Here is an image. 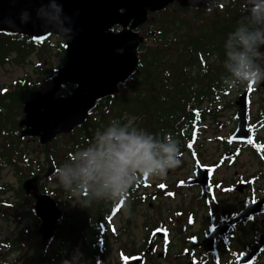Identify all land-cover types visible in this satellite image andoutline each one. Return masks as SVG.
<instances>
[{"label":"flooded vegetation","instance_id":"af4514ba","mask_svg":"<svg viewBox=\"0 0 264 264\" xmlns=\"http://www.w3.org/2000/svg\"><path fill=\"white\" fill-rule=\"evenodd\" d=\"M201 1L205 2V6L193 9L192 6L182 7L174 0L160 13L164 14L166 11L168 14L172 12L173 15H178L181 10H184L188 11L190 15L203 14L212 20L222 16L224 4L230 3L233 7L239 8L244 3L243 0ZM123 11V9H120V12ZM157 16L158 14L155 18ZM193 26L197 27L196 24ZM148 27H151V25H143L138 28V32L145 33ZM119 30H121L119 26L113 27L114 32ZM154 32H157V30L150 31L151 34ZM174 46L179 47L177 44ZM47 73V70H41L40 78L33 77L29 79L42 82V85L37 86L36 90L45 92L51 87L52 76H47ZM75 85L76 83L61 84L59 95L69 96L76 88ZM120 90L121 92L115 96L121 100L133 95L128 92L133 90V86H128L126 83L120 85ZM261 94L263 98L256 111L253 112L254 117H252L250 115L252 114L251 99L254 92L249 93L247 119L251 131L250 139L239 141V139L231 140L230 138L238 124V120L235 118L237 112L235 101L239 93L234 97L235 100L232 106L234 126L226 136H222V133L218 132V128L223 126L218 121L223 111V106L220 105L223 92L217 91L215 96L211 95L209 97L211 105L215 103V107L210 110L206 109L203 114L196 117L203 122L209 121L210 124L205 123L198 127H190L186 130L185 137H182L184 140L182 138L177 139L183 145L181 154L185 156V165L176 170L186 169L184 176L176 177L171 181L160 177L139 176L125 196L116 201H109L113 208H118V211L125 210L128 216L127 222L129 224H121L119 229L115 227V231L106 232L113 240L123 239V242H118L120 245L116 249L118 264H124L125 260L135 258L140 260L133 264H254L256 259L260 257L264 247L249 261L242 259V256L256 245L264 232V205L259 212L249 213V215L235 224L228 225L222 231L215 228L221 221H230L238 216L248 203L264 200V93ZM115 96L101 101L102 103H111L112 98ZM215 100L216 102H214ZM98 111L95 109L92 111L93 114L91 112L92 119H95ZM126 116L124 115L121 118V122L125 123L123 119ZM135 119L140 120L138 117ZM214 119L216 138L207 136ZM132 122V119L129 120L128 126ZM206 140L216 141L221 147L218 150L217 159L210 163L204 162L202 158V155H204L202 148L205 151L204 143ZM94 143L95 139L90 142H65L64 144L68 150H62V154H56L53 159L55 172L57 167L64 162L75 164V161H69L73 154ZM243 154L248 157L247 164L255 167L251 173L233 169V166ZM229 169L232 170L229 172ZM197 171L200 174L199 176L196 175ZM221 171L222 176L218 177ZM172 172L175 173L176 171L169 170L166 175H170ZM191 180H195V182L188 183ZM51 182L55 185L49 187L48 183ZM39 193L48 194L56 201L62 212V216L58 221L59 226L69 224L71 211L77 213L84 207L83 201H78L72 193L59 186L55 173L40 182ZM161 197L165 199L178 198L176 203L168 210L170 213L169 218L161 210L162 206L157 201ZM29 200L31 206H33L35 199L30 196ZM143 205H146L152 211L150 215H145L146 218L150 219L151 224H130L133 212L144 216L141 210ZM137 225L141 229L138 236L136 235L139 230L136 228ZM74 250L78 251V257H80L79 246L74 247ZM31 253L29 248L27 256L29 257ZM70 254L65 251L62 258L68 257Z\"/></svg>","mask_w":264,"mask_h":264},{"label":"trees","instance_id":"16d2710c","mask_svg":"<svg viewBox=\"0 0 264 264\" xmlns=\"http://www.w3.org/2000/svg\"><path fill=\"white\" fill-rule=\"evenodd\" d=\"M241 13L242 9L236 11L227 5L218 19L204 20L205 16L200 15L202 25L197 27L191 25L196 21L194 19L160 17L163 31L153 41L142 44L141 64L133 75L135 84L130 91L133 95L104 109L99 119L83 128L73 139L90 140L100 123L107 125L124 114L140 118L128 126L129 131L133 128L146 130L154 133L158 140L163 139L164 133L176 139L185 137L201 103L217 91L223 94L228 91L221 84V78L228 75L223 66L226 59L223 44L227 34L240 20ZM174 42L179 47H172L176 45ZM41 44L27 37L0 33V70L7 65H25L36 47L41 58L46 51ZM261 50L264 51V47ZM28 90V85L22 80L10 86L0 80V163L9 167L20 182L32 172L43 170V164L36 160L37 149L19 139L15 129L16 117L20 115ZM13 190L14 200L0 197V213L9 209L20 218L32 217L35 220L26 205L24 192L20 187ZM110 208V202L93 200L91 206L84 204L80 212L71 211L69 224L59 226L38 260V224H33L32 228L22 226L11 238L0 233V264H59L63 253L76 246L80 251L79 264H97L101 227H107L102 223L112 214ZM29 248L32 253L28 257ZM8 253L13 254L11 259L5 257Z\"/></svg>","mask_w":264,"mask_h":264},{"label":"water","instance_id":"95a60500","mask_svg":"<svg viewBox=\"0 0 264 264\" xmlns=\"http://www.w3.org/2000/svg\"><path fill=\"white\" fill-rule=\"evenodd\" d=\"M172 1L0 0V20L9 17L18 27L9 29L0 23V32L31 36L33 40L40 41L57 30L73 29L72 39H64L67 60L53 78L52 88L44 94L34 92L24 102L25 115L19 126H25V129L20 132V137H39L48 152V142L56 135L69 133L76 125L85 122L96 100L115 93L117 84L129 77L136 68L138 58L135 49L143 38L133 29L146 20L148 10H161ZM177 1L182 6H193L192 0ZM54 4L63 6L59 13L53 8ZM196 6H204V3L197 1ZM121 8L125 11L120 14ZM23 10H27L28 18L21 24L20 13ZM130 21V29L118 33L111 31L114 24L126 27ZM65 34L70 36L72 33ZM60 38L63 39V36ZM120 49L121 52L118 51ZM65 81L75 82L79 87L70 97H55L59 85ZM236 103L239 123L232 138L248 139L246 95L240 96ZM52 171L51 163L44 177ZM41 177L37 175L26 179L23 189L26 194L32 193L36 198L34 208L41 220V242L44 245L53 236L61 213L49 196L37 194V181Z\"/></svg>","mask_w":264,"mask_h":264},{"label":"clouds","instance_id":"9594fccd","mask_svg":"<svg viewBox=\"0 0 264 264\" xmlns=\"http://www.w3.org/2000/svg\"><path fill=\"white\" fill-rule=\"evenodd\" d=\"M196 4L197 0H192L191 8L198 9ZM62 7L53 5L57 13ZM27 18V10L21 11V24ZM0 23L9 29H18L9 17ZM67 32L72 34L66 35ZM54 34L70 41L73 29L57 30ZM262 47L264 0H245L240 20L223 44L226 57L223 66L228 75L221 78L222 87L231 91L264 82V64L260 63L264 57ZM69 161L76 163L60 164L55 172L56 179L60 187L83 201L85 206H91L93 200L116 201L127 194L139 176L164 178L169 170L182 163L179 142L171 134L164 133L163 139L158 140L154 133L146 130L133 128L129 131L127 123L120 124L116 119L97 133L94 144L76 151ZM64 264H79V257L74 256Z\"/></svg>","mask_w":264,"mask_h":264},{"label":"rangeland","instance_id":"374dc122","mask_svg":"<svg viewBox=\"0 0 264 264\" xmlns=\"http://www.w3.org/2000/svg\"><path fill=\"white\" fill-rule=\"evenodd\" d=\"M239 7H241V5ZM183 19H188V18L183 17ZM58 43H59V39H57L56 37L50 38V41L45 43V46H44L47 51L42 54L41 58H39L37 55L38 52H40L39 48H37V50H35L30 56L31 62H32L30 65L29 64L23 65V66L7 65L3 67L0 70L1 82L9 85L12 83V81L24 76L25 72H28L31 76L36 77L33 73V63H36V62L47 60L49 62V66L47 65L48 68L58 65L62 61V58L58 53V49L55 46V44L58 45ZM36 78L38 79L40 78V76ZM257 84L258 83H255L253 87ZM253 92H254V95H253V98L251 99L252 114H250L252 117H254L255 114L253 112L256 111L257 106L259 105L260 101L263 98L261 93H264V90H261L259 87V89L257 88ZM237 93H239V91L235 89L231 90L229 91L227 95H224L223 99L220 101L221 102L220 105L225 107V109L221 112L220 118L218 119V121H220L223 124L222 128L221 127L218 128V132L222 133V136H226L227 133L232 129V127L235 124L232 121V112H233L232 105L235 100L234 97L237 95ZM21 117L22 116L16 117V121H18V119H20ZM211 125H212V128H210L207 136H212L216 138L215 136L217 133H214L215 124L211 123ZM15 126H17V124ZM65 141H67V138L60 137V138H57L52 145L55 144L59 149L63 147ZM34 146H35V143H34ZM204 147L206 149L204 151V148H202V151L204 153V155H202L203 161L207 163L215 161L219 153L218 150L219 148H221L220 145H218L216 141L210 142L209 140H206V142L204 143ZM59 153L62 154L61 151ZM44 157H45L44 154L40 155V159L42 161L44 160ZM184 158L185 156L181 159L182 163L177 168H180L185 165ZM247 159L248 157L245 154H243L240 157V159L236 162V164L233 166V169L240 170L245 173H251L252 171H254L255 167H253L252 165H248L246 162ZM177 168L171 169L176 172L175 173L172 172L170 175H166L164 178L168 181L169 180L171 181L172 179L176 177H183L186 169L176 170ZM231 170L232 169H229L228 171L230 172ZM221 174H222V171L221 173L218 174V177H221L222 176ZM54 185L55 184H52V182L48 183L49 187L54 186ZM18 186H19L18 177L14 175L13 171L9 167L2 166L0 164V196L2 195L3 197L8 198L9 201L14 200L15 192L13 189L18 188ZM177 199L178 198L165 199L161 197L160 199L157 200L159 204L162 206L161 210L168 216V218L170 216L169 215L170 213L168 210L176 203ZM141 210L143 211L142 214H144V216L135 214V212H133V214L131 215L130 224H151L150 219L146 218L145 215L147 214L150 215L152 211L149 210V208H147L146 205H143ZM111 221H112L111 225H113L114 230H115V227L119 229L121 227V224H129L127 222L128 216L125 210H121L119 213H117L112 218ZM26 225L32 227L33 222L28 218H20L19 215H16L10 212L6 213L5 215L3 214L0 215V231H1L0 233L3 237L11 238L12 236H14V234L18 231L19 228H21L22 226H26ZM136 228L138 230L140 226L137 225ZM140 232H141V229L138 230L136 235L138 236ZM118 242H123V239L117 238L113 240L105 236V249L102 251V258L106 264H118L117 263V251H116L117 247L120 245ZM74 256H78V251H73L68 257L66 256L62 258L60 261V264H64L66 260L71 261ZM12 257H13V254H9L7 258L11 259ZM254 264H264V252L260 256V258H258L254 262Z\"/></svg>","mask_w":264,"mask_h":264}]
</instances>
